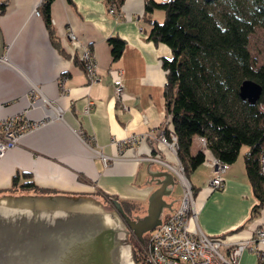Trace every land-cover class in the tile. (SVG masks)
<instances>
[{
    "label": "crops",
    "instance_id": "0c3cea01",
    "mask_svg": "<svg viewBox=\"0 0 264 264\" xmlns=\"http://www.w3.org/2000/svg\"><path fill=\"white\" fill-rule=\"evenodd\" d=\"M0 1H6L0 14L5 43L0 60V119L24 113L34 121L49 120L25 134L0 159V193L12 186L16 175L23 182V172H28L40 188L94 195L110 204L115 200L130 217L138 216L136 207L148 206L157 188L156 174L168 171L177 179L168 165L146 158L157 157L175 168L180 165L177 155L159 139L161 133L174 128L165 104L163 67V60L172 52L166 44L148 37L151 26L143 19L147 0H125L117 14L110 12L106 0H52L50 15L59 47L51 39L43 14L45 0ZM70 31L79 44L71 41ZM114 36L125 41L116 60L109 44ZM85 45L92 49L97 63L99 78L93 81L80 62ZM120 73L124 92L117 101L113 80ZM33 88L37 93H31ZM45 98L63 107L62 119L55 118ZM90 101L93 106L86 113ZM133 133L148 136L120 153L112 139ZM91 137L94 146L118 158L104 165L85 143ZM191 149L193 154L204 150L207 159L188 176L197 209V223L192 221L190 228L196 230L198 224L205 233L227 242L254 237L264 225V205L253 214L257 198L244 161L249 148L243 146L237 160L229 164L220 189L211 186L215 157L199 135L193 137ZM194 176L198 184L193 182ZM172 194L164 198L174 209L182 191L176 202ZM169 212L165 210V216ZM239 263L258 264V257L245 250Z\"/></svg>",
    "mask_w": 264,
    "mask_h": 264
},
{
    "label": "trees",
    "instance_id": "16d2710c",
    "mask_svg": "<svg viewBox=\"0 0 264 264\" xmlns=\"http://www.w3.org/2000/svg\"><path fill=\"white\" fill-rule=\"evenodd\" d=\"M106 1L117 10L125 2ZM51 3L45 0L42 10L51 39L59 47ZM5 8L6 1H0V14ZM143 19L151 26L148 37L166 44L172 52L163 60L164 96L178 140L177 157L186 176L207 159L204 150L193 154L195 135L205 137V147L227 164L234 163L241 148L247 146L244 161L257 198L252 210L256 215L264 205V177L259 166L264 151V113L259 109L264 101V62L256 65L248 44L256 28L264 29V0H147ZM109 44L113 59H118L125 41L114 36ZM247 79L262 87L255 105L240 96V86ZM23 176L24 181L19 182L16 175L12 186L2 193H55L38 187L30 173L23 172ZM133 254L137 262L147 264L137 249Z\"/></svg>",
    "mask_w": 264,
    "mask_h": 264
},
{
    "label": "water",
    "instance_id": "95a60500",
    "mask_svg": "<svg viewBox=\"0 0 264 264\" xmlns=\"http://www.w3.org/2000/svg\"><path fill=\"white\" fill-rule=\"evenodd\" d=\"M4 51L0 31V58ZM261 94V85L251 79L240 86L241 98L251 105ZM155 176L147 213L134 218L115 200L110 204L94 195L1 194L0 264H141L129 234L141 236L163 222L162 214L172 210L164 197L178 183L168 171Z\"/></svg>",
    "mask_w": 264,
    "mask_h": 264
},
{
    "label": "built area",
    "instance_id": "2783aa9c",
    "mask_svg": "<svg viewBox=\"0 0 264 264\" xmlns=\"http://www.w3.org/2000/svg\"><path fill=\"white\" fill-rule=\"evenodd\" d=\"M110 12L117 14L118 10L115 6H112ZM69 37L71 41L79 44L73 31L69 32ZM80 59L89 79L91 81L98 79L96 59L89 46L82 47ZM113 85L115 99L121 101L124 92L121 73L114 78ZM37 91L38 89L33 88L31 93H37ZM45 101L53 108L56 119L64 117V109L60 104L53 103L46 98ZM92 106L93 102L90 101L85 108V112L89 113ZM259 109L264 113V101L259 103ZM48 121V119L34 121L28 119L24 113L13 114L0 119V159L7 150L16 146L25 134L39 128ZM147 136L145 133H133L124 139L113 138L112 141L121 153L127 147L139 145ZM159 139L173 153L177 154L178 140L174 132H163ZM93 141V137L85 138V143L100 157L104 165L107 166L111 161L118 158L104 153L100 147L93 145ZM201 142L206 146L205 137H201ZM146 159L168 165L175 170L183 187L179 204L176 208L170 210L163 222L150 231L147 237L146 250L144 251V260L147 264H240L239 259L245 250L253 251L258 257V264H264V225L257 229L254 237L236 242H227L221 236L209 235L198 224L197 229L192 230L190 228L191 222L195 221L197 223L196 198L194 187L186 176L183 166L180 164L179 167L175 168L157 157H147ZM228 166L229 164L221 162L217 158L212 161L213 178L210 183L213 188L220 189L223 187V173ZM259 166L264 177V151L260 156Z\"/></svg>",
    "mask_w": 264,
    "mask_h": 264
},
{
    "label": "rangeland",
    "instance_id": "374dc122",
    "mask_svg": "<svg viewBox=\"0 0 264 264\" xmlns=\"http://www.w3.org/2000/svg\"><path fill=\"white\" fill-rule=\"evenodd\" d=\"M112 7V6H110ZM248 50L252 56V59L255 61L256 65H260L264 62V29L263 28H256L255 31H253L250 35H249V44H248ZM3 58V57H2ZM0 58V60L2 59ZM33 90V89H32ZM31 90V91H32ZM174 132V131H172ZM177 155V154H176ZM200 176L205 178V175L200 173ZM197 177L194 176L192 178L193 182L198 184L199 180L196 179ZM178 183L175 187V191L172 194V197L178 201L180 197H178L180 195V192L183 190L181 181L179 180V178L177 177ZM194 187V186H193ZM195 192V190H194ZM7 193V192H6ZM3 193H0V195ZM104 202L109 203V201L107 202L106 200H104L103 198H101ZM147 205H140L137 206L136 208V215H138L139 217L144 216L147 213ZM136 217V216H135ZM137 252L139 253V257L140 259H144V251L146 250V243L145 244H140L139 242L136 243L135 245ZM140 248V250H139ZM137 262V261H136ZM139 263V262H137Z\"/></svg>",
    "mask_w": 264,
    "mask_h": 264
},
{
    "label": "flooded vegetation",
    "instance_id": "af4514ba",
    "mask_svg": "<svg viewBox=\"0 0 264 264\" xmlns=\"http://www.w3.org/2000/svg\"><path fill=\"white\" fill-rule=\"evenodd\" d=\"M154 182H156V180H154ZM164 218H165V213L162 214V220H164ZM149 234H150V231H146V232H143L140 236L139 233L131 230V232L129 234V238H130V241L132 243L133 250H134V248L136 249L135 245L137 242H139L142 245L145 244L146 239L149 236Z\"/></svg>",
    "mask_w": 264,
    "mask_h": 264
},
{
    "label": "bare ground",
    "instance_id": "6f19581e",
    "mask_svg": "<svg viewBox=\"0 0 264 264\" xmlns=\"http://www.w3.org/2000/svg\"><path fill=\"white\" fill-rule=\"evenodd\" d=\"M154 230V229H153ZM152 231V230H151ZM142 264V263H141Z\"/></svg>",
    "mask_w": 264,
    "mask_h": 264
}]
</instances>
